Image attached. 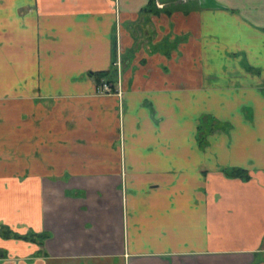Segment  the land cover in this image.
I'll return each mask as SVG.
<instances>
[{
	"label": "crops",
	"instance_id": "crops-1",
	"mask_svg": "<svg viewBox=\"0 0 264 264\" xmlns=\"http://www.w3.org/2000/svg\"><path fill=\"white\" fill-rule=\"evenodd\" d=\"M152 1L0 0V264H264V0Z\"/></svg>",
	"mask_w": 264,
	"mask_h": 264
},
{
	"label": "trees",
	"instance_id": "trees-1",
	"mask_svg": "<svg viewBox=\"0 0 264 264\" xmlns=\"http://www.w3.org/2000/svg\"><path fill=\"white\" fill-rule=\"evenodd\" d=\"M163 1V0H162ZM153 5L154 4V0L152 1ZM97 75L100 76H104L106 75L104 72H99L97 73ZM227 176H234V177H241V178H248V174L245 170L242 169H233L230 171L225 172ZM0 235L4 238H10V237H14V238H22L25 240H30V241H35L38 245L42 246L45 242V240L48 238V234L47 233H34L32 231L28 232L26 235H18L17 233H14L13 231H11L7 226L5 225H0Z\"/></svg>",
	"mask_w": 264,
	"mask_h": 264
},
{
	"label": "built area",
	"instance_id": "built-area-1",
	"mask_svg": "<svg viewBox=\"0 0 264 264\" xmlns=\"http://www.w3.org/2000/svg\"><path fill=\"white\" fill-rule=\"evenodd\" d=\"M177 2H188L190 0H176ZM155 7L157 9H163L167 7L168 2L162 1V0H154ZM112 67H115L118 71V75L120 74V70L122 67V58H121V49L119 45V35H117V40H116V46L114 50V57L112 61ZM97 91L99 93H116L118 96L121 95V91L117 89L114 91V84L111 81L103 80L100 84H98Z\"/></svg>",
	"mask_w": 264,
	"mask_h": 264
},
{
	"label": "flooded vegetation",
	"instance_id": "flooded-vegetation-1",
	"mask_svg": "<svg viewBox=\"0 0 264 264\" xmlns=\"http://www.w3.org/2000/svg\"><path fill=\"white\" fill-rule=\"evenodd\" d=\"M166 8V7H165ZM164 9V8H163Z\"/></svg>",
	"mask_w": 264,
	"mask_h": 264
}]
</instances>
